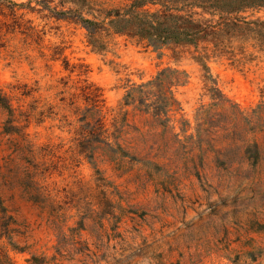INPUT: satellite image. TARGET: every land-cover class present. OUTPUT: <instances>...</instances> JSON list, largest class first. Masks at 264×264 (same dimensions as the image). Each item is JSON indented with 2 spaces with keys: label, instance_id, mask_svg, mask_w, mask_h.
Returning a JSON list of instances; mask_svg holds the SVG:
<instances>
[{
  "label": "rangeland",
  "instance_id": "rangeland-1",
  "mask_svg": "<svg viewBox=\"0 0 264 264\" xmlns=\"http://www.w3.org/2000/svg\"><path fill=\"white\" fill-rule=\"evenodd\" d=\"M9 1L0 93L19 130L0 109V264H264V9L224 48L156 50L116 34L93 48L56 14L76 0ZM167 69L187 82L165 89L166 115L125 105Z\"/></svg>",
  "mask_w": 264,
  "mask_h": 264
},
{
  "label": "trees",
  "instance_id": "trees-1",
  "mask_svg": "<svg viewBox=\"0 0 264 264\" xmlns=\"http://www.w3.org/2000/svg\"><path fill=\"white\" fill-rule=\"evenodd\" d=\"M4 1L11 3L9 0ZM76 1L85 4V7L56 14L75 18L80 22L87 30L93 48H99L104 43V37L111 34L126 36L156 50L173 44L197 48L199 43L208 38L215 41V46L224 48L225 41L235 33L252 30L253 24L241 18L242 14L264 9V0H133L116 9H108L105 4H98L94 0ZM148 6H159L161 9L152 11ZM84 10H88L87 14L92 16L91 19L83 16ZM94 11L98 13L97 16L93 14ZM205 15L212 18L205 19ZM214 17H218L217 21L213 20ZM186 78L184 72L164 70L155 80L129 92L125 105H136L138 110L145 113L153 108L156 117L166 115L169 102L165 89L186 84ZM151 88L156 91H150ZM150 96L157 97L151 105L147 104ZM0 109L7 114L3 133H17L19 129L14 126L15 109L1 93ZM255 153H259L257 146ZM0 214L3 216L0 219H4L6 209L1 200ZM7 225H2L4 230L8 229ZM46 263L44 259L37 257L32 260V264Z\"/></svg>",
  "mask_w": 264,
  "mask_h": 264
}]
</instances>
